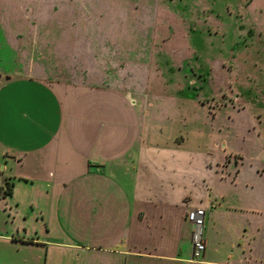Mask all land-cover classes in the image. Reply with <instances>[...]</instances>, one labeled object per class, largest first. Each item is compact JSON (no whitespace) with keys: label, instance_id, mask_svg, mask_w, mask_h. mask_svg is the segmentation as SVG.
I'll return each mask as SVG.
<instances>
[{"label":"crops","instance_id":"obj_1","mask_svg":"<svg viewBox=\"0 0 264 264\" xmlns=\"http://www.w3.org/2000/svg\"><path fill=\"white\" fill-rule=\"evenodd\" d=\"M87 2L0 0L6 30L12 20L35 27L32 47L28 33L0 30V264L258 263L264 106L186 94L164 79L170 62L121 57L119 44V82H57L56 58H87ZM131 3L128 25L107 17L113 35L149 20L153 35H169L160 0ZM199 206L206 250L194 262L187 213Z\"/></svg>","mask_w":264,"mask_h":264},{"label":"rangeland","instance_id":"obj_2","mask_svg":"<svg viewBox=\"0 0 264 264\" xmlns=\"http://www.w3.org/2000/svg\"><path fill=\"white\" fill-rule=\"evenodd\" d=\"M131 1L140 3V0H119L120 3L118 0H88L86 11L89 34L87 48H84L88 50L87 58L76 57L77 61L56 58L54 78L57 82L78 83L83 87L102 85L99 82H112L111 79L119 82L120 80L116 79L120 75L122 80L123 75L111 73L110 68V54L115 56L118 51L116 49L113 52L112 46L119 44L121 57L124 54L125 57H139L146 53L143 56L145 60L164 65L166 61L170 62L169 68L162 69L164 79L177 82L175 87H182L186 94L192 89H197L202 98L211 102H231L239 96L240 101L235 102V105L239 103L264 106V0H160L163 9L173 14L170 20L164 22L165 25L173 26L172 30L167 32L169 35H153L152 20L136 25V34L132 37L113 35L108 27L110 20L107 17L112 12L120 13L122 20L128 25V12L133 8ZM141 1L146 5H151L152 1L156 2ZM72 9L75 10L74 13H79V5L72 6ZM135 11L141 15V10ZM12 22L7 30L3 24L0 25V30L7 37H11L15 30L28 33V45L32 47L34 21ZM26 22L30 23L29 26ZM68 22L70 24L69 20L66 21ZM19 24L22 26L18 27ZM102 26L107 30H102ZM165 27L167 28V25ZM123 46L126 49H122ZM148 47V52L143 50ZM72 54L70 57L73 59ZM67 62H71L72 66L69 67ZM192 62L196 64L195 68L191 67ZM178 63L180 70L176 69ZM191 72L196 76L190 79L188 73ZM203 78L206 80L201 85L202 89H198ZM4 79L5 77L0 79V82ZM179 80L183 82L182 85ZM187 81L189 85L191 81L192 88H186ZM6 185V182L0 179L3 190ZM3 216L0 212V226L4 222ZM257 255L260 260L256 264H264V242L258 244ZM66 262L72 261L69 259Z\"/></svg>","mask_w":264,"mask_h":264},{"label":"built area","instance_id":"obj_3","mask_svg":"<svg viewBox=\"0 0 264 264\" xmlns=\"http://www.w3.org/2000/svg\"><path fill=\"white\" fill-rule=\"evenodd\" d=\"M206 209L205 207H195L187 213V220L192 224L193 257L192 261L202 262V256L206 250V240L204 237Z\"/></svg>","mask_w":264,"mask_h":264},{"label":"flooded vegetation","instance_id":"obj_4","mask_svg":"<svg viewBox=\"0 0 264 264\" xmlns=\"http://www.w3.org/2000/svg\"><path fill=\"white\" fill-rule=\"evenodd\" d=\"M187 71H188V70H187ZM188 74H189V73H188ZM190 74H192V76H193V77H195V76H196V75H194L192 72H191Z\"/></svg>","mask_w":264,"mask_h":264}]
</instances>
